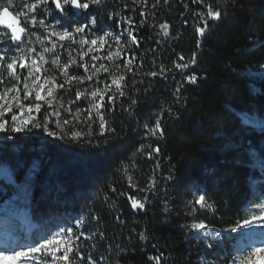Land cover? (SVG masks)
Here are the masks:
<instances>
[{
	"label": "trees",
	"instance_id": "obj_1",
	"mask_svg": "<svg viewBox=\"0 0 264 264\" xmlns=\"http://www.w3.org/2000/svg\"><path fill=\"white\" fill-rule=\"evenodd\" d=\"M112 3L133 19L139 41L128 48L137 59L132 72L122 73L126 95L103 102L113 131L44 145L6 135L18 151L0 149V165L13 180L0 176L8 188L0 203L5 198L9 207L0 219L20 212L45 233L84 220L80 231L90 239L76 242L84 262L91 255L97 264H156L149 257H160V264H231L241 229L225 230L242 223L264 196V0ZM109 5L96 6L106 23ZM208 6L221 12L218 20L207 19ZM199 14L207 19L203 35L196 31L204 27ZM158 115L163 136L145 139L144 125ZM157 147L159 153L152 151ZM199 195L211 207L195 205ZM130 196L144 207L133 209ZM199 221L207 229L188 227Z\"/></svg>",
	"mask_w": 264,
	"mask_h": 264
},
{
	"label": "snow or ice",
	"instance_id": "obj_2",
	"mask_svg": "<svg viewBox=\"0 0 264 264\" xmlns=\"http://www.w3.org/2000/svg\"><path fill=\"white\" fill-rule=\"evenodd\" d=\"M143 3H147V0H142ZM165 4L168 0H163ZM193 2L202 3L203 0H193ZM103 0H51V4L55 5V9L59 11L62 15H66V6H71L73 9H83L87 10L90 5H100ZM133 3H137V0H133ZM160 3V0H156L153 7H156ZM49 0H24L20 9L15 13L11 11L12 8L16 7L13 0H0V46H2L3 51H0V132L11 131L12 133H19L28 130L29 127L35 129H43L44 132L54 139H70V140H82L86 136L91 137L93 135L104 136L107 132L113 131L108 125V121L105 120L103 113L100 109L103 108V102L105 96H107V102L110 104H115L117 99V93L119 97H124L126 95L124 91V81L125 76L123 74L111 73L109 67L104 63H99L97 65V60H107L115 64L117 69L121 68V65L115 63L118 59H123V68L127 69L129 72L133 71V62L137 59L134 54H130L127 50L128 46L121 42L119 36L113 37L111 32H104L102 35L89 36L86 32L90 26H95V19L89 20L87 24H79L71 28L63 27L61 30H57L54 25L46 24L44 18H38L36 15L37 9L43 6L44 15L49 14L50 9L47 7ZM140 15L145 16V12L142 10ZM201 16V21L204 27H198L196 31L203 35L207 28V19L218 20L221 16V12L218 10H213L211 6H208L206 17L204 14H199ZM24 17V21L20 19ZM113 17H109L112 19ZM119 22H123L129 25V37L131 43L139 46V41L133 34L134 22L131 17L121 16ZM39 25L43 29L44 34L38 35L34 32H29L28 25L35 28ZM168 25L163 24L161 28L164 29V35H168ZM6 29V31H4ZM25 36H35L36 42L40 45L39 50L37 48L28 47L27 50L21 45L24 43ZM53 37L55 39H53ZM109 37H113V41L116 48H112V44H109ZM70 42L71 45H78V48H72L68 52L67 62H62L61 55L57 53V48L65 49V43ZM108 45L107 55H91L90 59L92 61L91 65L84 62L85 56L90 53H99L104 50V46ZM13 46L15 50L19 51L20 55H9L13 53ZM199 46V43H198ZM76 52L79 56V61L76 56L72 53ZM184 57L181 56L180 60ZM196 62V54L193 53V57L189 63L194 64ZM51 63L53 68L58 69L60 76L64 77L63 83L57 82L56 75H48V69L44 68V65ZM77 65L84 71L83 75L72 74L69 69ZM178 68H187L188 64L177 65ZM21 70V71H18ZM27 70L26 74L23 71ZM109 73L108 79L110 83L102 81L99 79V74L101 72ZM164 69L161 68V72ZM149 76H156V72L147 73ZM96 78V85H103L102 87H97L95 85H89V88L81 90L79 87L76 88L75 98L80 100L82 96H86L90 100L89 107L87 109L88 116L83 123L87 124V132L82 130H77L72 121L69 119H59L60 109L64 108L63 103L60 101L61 98H57L55 93L59 89H65V91H71L74 85H83L85 81H93ZM188 82L195 83L196 77H187ZM67 86V87H66ZM113 86L115 91H113ZM21 92L23 93V99H21ZM43 93V95H42ZM109 93H112L109 95ZM176 93H180V87L176 89ZM34 96L33 103L25 104L24 101L30 99ZM178 98V97H177ZM43 101L48 105L52 111L45 114L44 120L41 122L37 120L34 116L28 115L27 119L21 118L24 114L25 109L29 114L33 111L40 112L41 103ZM54 102L56 106L53 107ZM69 105L74 103V101L69 100ZM133 104L136 103L135 100L132 101ZM65 111L71 113V108L64 109ZM96 112V117L99 120V132L94 133L92 130V124L88 121L93 120V111ZM82 109L77 108L73 116L76 118V123L79 124V115ZM11 114V120L5 119V117ZM55 116L56 128L58 131H52L49 128L51 123L50 117ZM162 116L158 115L155 124L149 126L144 125L145 128V139L149 136L155 138L157 134L163 136V130L161 126ZM247 119V118H246ZM11 137H9L10 139ZM144 146L137 148L135 156L137 153H142ZM152 151L159 153V148H153ZM148 158H152V152H148ZM128 165L124 166V172L127 174ZM128 180L131 181L132 177L129 175ZM130 187H133L130 183ZM114 191V189H113ZM131 206L133 209L143 208L144 205L138 201L135 197H129ZM194 204L200 207H211L206 203V197L204 195H199L194 199ZM254 209L256 211L250 213L246 216L243 222L237 221L236 226L231 229H226L225 231L236 232L238 229L251 228L254 223L258 221H264V203L255 204ZM195 210V209H194ZM92 219H97V217H92ZM85 221L82 219H77L75 223L76 229H83ZM188 227L196 232H201L207 229V225L203 221L192 222ZM260 227L264 228V223L260 224ZM204 236L211 235L208 231H203ZM83 237L84 240H89L90 237L85 234L84 231H80L77 234L73 227H60L58 231L50 233L45 236L41 241H37L35 244L30 245L26 248H20L19 250H12L11 252L0 251V264L3 262H11V264H84L86 259L85 255L82 254V250L76 244ZM220 233L217 232L213 236L214 240L219 239ZM143 233H141V239H144ZM209 247H213L209 244ZM240 254L234 256L231 264H259L261 260H264V241L259 244L251 246L247 250L240 249ZM50 257V259H49ZM149 259L155 260L156 264H160V257H149ZM87 264H97L95 259L89 255L87 256Z\"/></svg>",
	"mask_w": 264,
	"mask_h": 264
},
{
	"label": "rangeland",
	"instance_id": "obj_3",
	"mask_svg": "<svg viewBox=\"0 0 264 264\" xmlns=\"http://www.w3.org/2000/svg\"><path fill=\"white\" fill-rule=\"evenodd\" d=\"M113 0H103V3L100 5H105L107 2L110 3L109 5V12L106 15V17H108V23H106L101 16H99L98 14L96 15V6L97 5H90L89 8L87 10H83V9H79V14L76 15L72 10H71V6H66L65 8V12L66 15H62L61 13L58 14L56 12L55 9V5L51 4V0H49V4H48V8L50 9L49 14L47 16L44 15L43 12V6L40 9H37V13L36 15L38 16V18H44L46 20V24H50V25H54L56 27L57 30H61L63 27H68L71 28L73 26L79 25V24H87L89 20L95 19L96 24L95 26H90L88 29H86V32L89 34V36H98V35H102L104 32H111L113 34V37L119 36L121 38V42L125 45L128 46V48L130 47V43H131V39L128 36V29H127V25L123 22H119L120 17L123 16L119 10H118V6L117 4L112 3ZM4 2L6 3L7 0H4ZM14 4L16 5V7L12 8L11 11L12 12H16L20 9L22 3L24 2V0H13ZM81 2H85V0H81ZM94 7V8H92ZM59 16L62 17L61 19H58L55 16ZM76 17L72 18V17ZM113 17L112 19H109V17ZM20 19L22 21H24V17H20ZM114 24V25H113ZM28 29L29 32H34L38 35H43V29H41L39 27V25L37 24V26L35 28H32L30 25H28ZM6 31V30H4ZM113 37H109V44H112V48L115 49L116 45L113 41ZM53 39H55L53 37ZM65 43V49H60L57 48V53H59L61 55V60L62 62H67L69 56H68V52L69 50H71L72 48H78V45H71L70 42H64ZM21 47H23L25 49V51L27 50L28 47H33V48H37L39 50L40 45L36 42L35 40V36H25L24 38V43L21 45ZM127 48V50H128ZM13 53H9V55H20L21 53L19 51H16L15 48H13ZM108 45L104 46V50L99 52V53H90L88 56H85V61L86 63H88L89 65H91L92 61L90 59L91 55H99V56H104L107 55V51H108ZM0 51H3L2 46H0ZM73 56H76L77 60L79 61V56L76 52L72 53ZM97 65H99V63H104L107 67H109L110 72L111 73H116V74H122L124 71L123 68V63L124 60L123 59H118L115 61V63H118L121 65L120 69H117L115 67V64L111 61H107V60H97ZM44 68L48 69V75H56L57 76V82L58 83H63L64 81V77L60 76V73L58 71V69L53 68V66L51 65V63L44 65ZM18 71H21L18 69ZM27 70H24L23 74H26ZM69 72L72 74H79V75H83L84 71L82 68L78 67L77 65H73L70 69ZM109 77V73L107 72H101L99 74V79L105 82L110 83L111 81L108 79ZM95 80L96 78L93 79V81H85V84L83 85H74L72 87L71 91H62L61 90H57V92L55 93V95L57 96V98H61L62 100L60 101L61 103H63L64 108L60 109V117L59 119L62 121L63 119H69L72 121V125H74L76 127L77 130H82L87 132V124L83 123V121L86 120L87 116H88V112L87 109L89 107L90 104V100L86 97V96H82L80 100H76L75 98V93H76V88L79 87L81 90L85 89V88H89V91H91V88L89 87V85H95L97 87H102L103 85H96L95 84ZM113 91H115V87L113 86ZM66 94V96H65ZM112 94V93H110ZM43 95V93H42ZM21 99H23V93L21 92ZM69 100L74 101V103L70 104L68 103ZM34 101V96L30 97L29 100L24 101V103L30 104L33 103ZM39 103H41L42 107L40 112H35L33 111L31 114H29L27 112V110L25 109L24 114L21 118L23 119H27L28 115H32L34 116L37 120L39 121H43L44 120V116L47 112L52 111V109H50L48 107L47 104H45L43 101H40ZM56 106V103L54 102L53 107ZM104 107V104H103ZM66 108H71V113L65 111L64 109ZM82 109L83 111L80 113L79 115V120L81 121V123L77 124L76 123V118L73 116V113H75L76 109ZM100 111L103 113V108L100 109ZM93 115V120L92 121H88V123L92 124V128L93 127H98L99 126V120L96 117V112L95 110L92 113ZM5 119L7 120H11V114H8ZM51 123L49 124V128L52 131H58V129L56 128V119L57 117L52 116L49 118ZM252 125L255 126L256 128L258 127L257 123L254 122V120H252ZM21 135L22 137H31V141L33 143H36L38 145H44L46 143H56L59 142L63 139H54L53 137L48 136L44 130L41 129H35V128H31V126L29 127L28 130H25L23 132H19V133H12L10 130L9 131H5V132H0V149L5 150V149H9V150H14V151H18L17 147L13 146V139H9V138H5L6 135ZM33 139V140H32ZM67 139V138H65ZM69 140V139H68ZM262 172L264 173V167L262 168ZM3 175L5 176V178L10 179V174H9V170L7 169V167L3 164L0 165V176ZM8 190V188L2 183L0 182V195L2 197H5L6 195V191ZM3 202L0 203V213H8L9 211V207H8V203L7 200L4 198L2 199ZM260 203H264V196H262L259 200V202H257L256 204H260ZM256 211V209H254V207L252 208V210L249 212L248 216L250 215V213ZM14 216V215H13ZM13 219V220H10ZM8 221H11L10 224L6 223ZM28 220L25 218V216L21 215L20 212L19 214L16 215V217L14 216V218H3L0 219V229L4 230V231H10L14 234L18 235V238L20 240L18 246L16 247V250H19L21 248V246H26L28 245V243L26 242L28 239H30L31 234L37 236V241H41L42 238H44L45 236H48L50 233L56 232L59 230L60 227L58 228H50L48 231H46V233H44V231H42L38 226H31L30 224L27 223ZM6 223V224H5ZM75 223L76 220L73 221V224L71 227H74V231H80L81 229H76L75 228ZM264 223V221H258L256 223L253 224V226L251 228H247V229H241L239 231V236L234 244V256H238L240 254L239 250L243 249V250H247L248 248H250L251 246H254L256 244H259L261 241H264V228L260 227V224ZM70 225L67 226H61V227H68ZM42 237V238H41ZM210 237H213V235H210ZM36 241V242H37ZM25 248V247H23ZM50 259V257H49ZM3 264H11V262H3ZM84 264H87V260L86 262H84ZM98 264H106L104 261L99 262ZM259 264H264V260H261L259 262Z\"/></svg>",
	"mask_w": 264,
	"mask_h": 264
},
{
	"label": "water",
	"instance_id": "obj_4",
	"mask_svg": "<svg viewBox=\"0 0 264 264\" xmlns=\"http://www.w3.org/2000/svg\"><path fill=\"white\" fill-rule=\"evenodd\" d=\"M71 10H72L76 15L79 14V9H73V8H71ZM56 12H57L58 14H60L59 11L56 10ZM4 30H6V29H4Z\"/></svg>",
	"mask_w": 264,
	"mask_h": 264
}]
</instances>
